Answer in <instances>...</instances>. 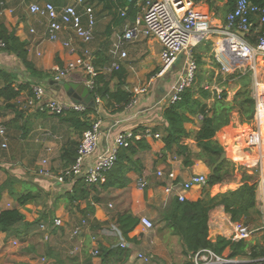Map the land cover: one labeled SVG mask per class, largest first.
I'll list each match as a JSON object with an SVG mask.
<instances>
[{
    "label": "crops",
    "instance_id": "1",
    "mask_svg": "<svg viewBox=\"0 0 264 264\" xmlns=\"http://www.w3.org/2000/svg\"><path fill=\"white\" fill-rule=\"evenodd\" d=\"M6 2L7 7H11L15 10L14 14L5 12L4 15H0V21L3 22L10 31H15L16 36L26 44L28 50V60L33 65L32 73L27 72L21 61L14 55L2 51L0 52V70L16 71L20 73L19 79L16 81V88L19 84H26L27 82H36L35 73L45 74L48 73L50 77L44 80L45 86H47V92H45L44 101L52 99L59 100L65 104L74 103L66 93L61 90L57 92V85L52 86L51 82L55 81V75L53 76L54 69L57 66H64L69 61L73 60V56L68 49L64 48L61 41L71 39L70 34L64 33L59 42H50L46 39L44 32L45 27L40 24L37 30V34H31L30 24L27 25L24 14H29L27 7L22 5L19 0H0ZM32 2H51L57 6H64L69 3V0H31ZM125 1V0H124ZM132 3V0H129ZM95 11L97 19L96 34L99 33V50L96 52V60H99V70L104 71L106 67H111L113 62L120 65V71L124 72L123 89L131 92L135 95L136 90L145 87L148 83V79L152 73L159 71L161 68L160 54L162 51L161 45L154 39L145 37L142 33L132 41L124 40V36L134 27L136 20L143 17V0H135V7L141 13L137 16L136 20H132V17L126 14L129 8L125 11L118 10L121 18L115 19L114 12L116 6H119V0H86ZM201 2L203 3V7ZM213 3L215 7L224 5L227 0H196L199 11L204 14H208L212 24L217 27L226 26V24L215 17L213 11L211 12L207 3ZM30 15V14H29ZM31 16V15H30ZM35 18V17H34ZM37 20V19H36ZM254 28L248 34L245 39L251 44H255L264 31V26L258 22L256 17L252 18ZM227 22V19H226ZM120 29V30H119ZM109 38L107 43H111L113 47V54L111 51H106L103 48L105 42L101 37ZM217 36L210 37L199 45L198 52L205 54L206 45L211 43V51L208 54L214 56L216 60L217 52ZM126 42V43H124ZM75 44H78V40H74ZM94 42L90 45L93 50ZM80 45V44H78ZM81 47H84L80 45ZM79 46V47H80ZM94 51V50H93ZM125 52L127 57L125 59L120 58V54ZM154 59V60H153ZM206 64V70H210L213 66L209 58L203 59ZM217 61V60H216ZM218 63V61H217ZM220 65V64H219ZM221 66V65H220ZM176 67V66H175ZM174 67V68H175ZM34 72V75H33ZM53 73V74H52ZM221 76H228L230 74H224L222 70L217 71ZM105 76L112 73H103ZM110 80L111 75H107ZM169 78L167 75L164 79ZM85 76L76 72L73 76L66 78V82H72L76 84H84ZM178 78L176 79V81ZM118 77H113L110 80L111 90H114L121 82ZM176 81L170 86L167 82L164 85L155 86L148 94L138 96V104L134 109H127L125 107L123 112H114L113 108H105L103 103L102 110L98 113H90L88 120L91 122L96 121L94 117L99 115L101 119V139H100V152H106L114 146L116 137L124 131H136V134L140 135L150 145V150L140 151L135 157L139 159L143 165L142 175L130 171L128 178L129 184L124 189H110L104 191L102 184L99 186V198L101 202L96 204L94 216L85 217L82 210L87 208V204L91 202V199L78 201L75 206H69L66 201L67 192H71L75 184V180H67L64 184L55 182L50 178H44L37 173L40 163L47 159L49 160L50 168L54 174L62 172L64 169L70 167L66 166V162L61 159L64 148L71 141L80 142L82 135L72 127V124L63 120L69 115V112L63 116H54L51 114L39 113L36 109L30 107L27 103V99L30 97L26 91H24L19 98L13 100L11 108L5 106V102L0 99V126H5L8 132V148L3 149L0 146V155L5 156V160H0V188L5 187L0 192V213L4 210L19 209L26 218V222L30 224L29 230L36 227L41 222L50 224L52 231V240L46 246L44 244H38L37 246H43L38 252H32L31 248H28L26 242L32 240V234L27 232L21 233L20 237L12 236L7 233L0 232V264H43L42 258L46 257L50 260L51 264H88V260H92V264H102L103 257L101 255L102 248L117 247L120 244V237L118 236L116 229L117 225L112 219V215L122 214L130 212L137 218L143 216L153 220L157 216H162L161 223H163L162 229L166 227V223L163 221V213L166 212L170 205L178 200L174 195L168 194L165 189L171 183L167 178H159L158 172L163 171L165 174L174 172L177 177L178 184H182L192 178L194 175H205L209 177L211 169L202 161L194 160L192 166H186L183 163L182 158L176 157L177 147L172 152L163 154L165 150V143L163 136L165 135L166 122L162 118L163 107L168 105L166 95ZM4 86V82L0 79V88ZM36 85L32 86V90ZM34 87V88H33ZM38 87V86H36ZM44 87V86H43ZM218 90L214 91L220 94L221 87L215 85ZM242 87V86H241ZM241 87L227 97L228 101H232L236 93ZM45 88V87H44ZM45 88V90H46ZM57 92V93H56ZM213 92V91H212ZM236 117L242 125V129H250L254 127V118L250 123H241L239 112L235 111L232 116V120ZM239 124V126H240ZM233 121L230 126L221 129H226L231 134L235 131ZM188 131L198 130L200 122L198 119H194L193 122L186 124ZM154 129H158L157 133H153ZM232 131H230V130ZM150 131L152 136L146 137V131ZM242 131V130H241ZM220 132V131H219ZM159 134L160 139H155V135ZM219 134V133H217ZM221 145L222 140L216 136L215 138ZM228 139V137H225ZM182 143L188 145L192 154L199 153L196 142L192 139H183ZM223 146V145H222ZM8 151V152H7ZM10 179H13L11 187H9ZM144 179L147 182L145 190L138 188V181ZM104 184V183H103ZM223 183L214 186L211 189L213 196L225 193L229 190L224 189ZM204 188L201 186H195L189 192L185 194L186 200L189 202H197L202 199L204 194ZM14 191L13 195L11 191ZM21 194H33L38 195V198L27 204L24 207L18 205L16 197ZM230 216L225 212L223 206H219L211 211L209 218V228L211 237L217 238V236H224L231 238V226L230 222H227ZM55 219H61L64 221L65 226L62 228L53 229V222ZM83 219L97 220V224H100V229L96 232L90 229L87 230L80 238H72L71 232L75 227L80 225ZM38 224V226H39ZM22 230V229H21ZM37 232H41L38 230ZM42 233V232H41ZM99 233V240L95 243L92 241V235L96 236ZM44 236V233H42ZM164 234L170 243L171 247H168L170 251H183L182 245H179L177 237L169 236V232L165 229ZM130 238L134 241L128 243L130 250V257L126 264H149L151 257L149 254H159V246L162 243V238L156 235L155 231L145 232L141 225H138L135 231L130 235ZM70 238L77 240V243L70 244ZM161 240H160V239ZM259 234L251 235L248 241L260 240ZM42 239V238H41ZM172 240L174 244H172ZM20 241L24 246V251L21 255L17 254V251H10L12 248H16L15 242ZM48 243V242H47ZM30 244V243H29ZM80 245V246H79ZM21 246V245H20ZM76 247H80L78 252H75ZM88 249V252H87ZM98 249L100 251L99 258H93L91 251ZM40 253L41 258L34 261ZM143 254L150 259L149 263H145L139 259V255ZM239 261H250L248 259H236Z\"/></svg>",
    "mask_w": 264,
    "mask_h": 264
},
{
    "label": "built area",
    "instance_id": "2",
    "mask_svg": "<svg viewBox=\"0 0 264 264\" xmlns=\"http://www.w3.org/2000/svg\"><path fill=\"white\" fill-rule=\"evenodd\" d=\"M19 2L27 7L28 13L35 17L42 27H45L44 35L48 41L59 42L64 33L70 34L71 39L61 42L63 47L68 49L75 58L64 66H57L54 69L56 81L65 80L71 74L81 72L86 78L84 84L92 95L96 79L100 74L120 70V65L116 62H113L111 67H106L104 71H100L99 67L95 66L97 58L92 53L90 45L95 39L97 19L94 9L87 4L86 0H69V3L64 6H57L51 2H32L31 0H19ZM143 2V17L136 20L134 27L125 34L124 40L132 41L139 33L156 40L162 47L160 54L161 68L157 74L148 80L145 87L136 90L134 97L126 108L134 109L139 102L137 97L148 94L153 90L155 83L166 77L183 58L178 80L166 95V100L171 104L181 100L185 90L194 84L199 70L194 50L210 37H222L217 41L216 47V60L221 65L222 72L233 74L237 71H246L249 67L253 74L252 95L256 103L254 127L244 130L241 136L234 137V141H239L238 146L242 143L240 146L242 154L247 151L249 153L253 152L256 164L258 163L261 166L258 190L264 198V61L257 60L258 57L264 58V32L259 36L256 45H251L241 36V33L246 35L254 28L253 17H256L261 25H264V6L255 5L249 0H239L233 11L227 16L226 26L217 27L212 24L208 14L199 11L196 0H143ZM5 12L14 14L15 10L7 7L6 2L0 1V15H4ZM37 33L35 28L31 29V34ZM75 39L78 40V44L84 47L75 44ZM4 48L5 43L0 41V52ZM126 57L125 52L120 54L121 59ZM205 89L209 91L218 90L215 85L209 84ZM44 97L45 91L43 88L35 87L33 95L27 100V103L42 114L63 116L67 111H75L87 115V117L90 115L88 110L91 108L85 104L72 103L67 105L56 99L45 102ZM93 98L99 114L103 103L99 97L95 98L93 96ZM101 125L102 121L98 119L92 122L91 129L83 133L77 150V159L72 166L55 175L50 168L49 160L45 159L39 165L37 171L39 176L50 178L60 184H64L67 180L79 178H83L89 186H98L105 183L106 174L116 164L119 150L128 148L130 144L136 140H141L142 137L134 134L133 131H124L116 137L114 146L111 149L100 152ZM145 135L146 137L152 136L148 130ZM228 136L233 135L229 134ZM154 137L155 139L161 138L159 134ZM229 143L227 142L225 145ZM0 146L3 149L8 148V132L5 126H0ZM236 146L234 145L235 148ZM158 177L167 178L171 181L165 191L176 196L180 202L186 200L185 194L195 186L206 187L209 179L205 175H194L188 181L178 184L174 172L165 174L162 170L158 172ZM146 187L147 182L144 179L138 181L140 190H145ZM227 222H230L232 230L230 239L233 241H248L250 239L252 232L244 223H235L231 218ZM139 225L145 232H152L155 229L153 221L146 216L140 218ZM64 226V221L61 219H55L53 222V229ZM38 227L44 233V240L50 242L52 240L50 224L41 222ZM89 229L90 225L86 219H83L80 225L71 232V237L74 239L80 238ZM116 232L121 240L120 247L128 248L129 245L119 229H116ZM91 239L93 243L97 241V237L94 235ZM14 245L17 246L18 242H15ZM79 250L80 247H76L75 252ZM91 255L93 258H99L100 251L93 249ZM139 259L145 263L150 262V259L143 254L139 255ZM42 263L51 264L46 257L42 258ZM194 264H264V259L260 261H239L231 259L225 254L217 255L211 250H202L195 255Z\"/></svg>",
    "mask_w": 264,
    "mask_h": 264
},
{
    "label": "trees",
    "instance_id": "3",
    "mask_svg": "<svg viewBox=\"0 0 264 264\" xmlns=\"http://www.w3.org/2000/svg\"><path fill=\"white\" fill-rule=\"evenodd\" d=\"M119 6H116L114 12L115 19L121 18L118 10L126 11V14L132 17V20H136L137 16L141 13L135 7V3L132 0H119ZM239 0H227V2L219 7H215L213 3L206 2L210 11L214 13L215 17L222 20L227 24L226 19L229 13H231ZM255 5L264 6V0H249ZM264 26V25H263ZM264 29V28H263ZM264 32V31H263ZM262 32V33H263ZM260 33V34H262ZM0 41L5 43L4 52L9 55L16 56L26 68L27 72H31L34 69L32 63L28 60V50L26 44L22 42L17 36L15 31H10L7 26L0 21ZM258 42V40H257ZM257 42L253 45H256ZM206 43V41H205ZM205 49V54H201L197 49L194 50V55L198 66L201 68V72L196 75L194 84L185 90L181 96V100L174 104L169 103L163 107L162 118L166 122L164 128L165 135L163 141L165 143V150L163 152L166 155L168 152H172L177 147L176 157L182 158L183 163L186 166H192L194 160L204 162L211 170L215 164L219 161L222 154L226 153L224 147L215 139L217 133L229 126L232 122V116L235 111L239 112L241 123H250L254 118L255 113V99L252 95L250 86H244L245 76L239 78V84L242 85L241 89L236 93L232 101H228V91L221 90L220 94L205 89V85L212 83H221L223 76L217 73V70L221 69V66L215 60L214 56L208 57L211 51V43H208ZM204 58H209L213 64L211 70L203 68L205 65ZM95 66L99 67V60L95 61ZM181 69L174 68L172 74V82L177 79ZM217 73V75H216ZM124 72L121 70L115 71L111 75L110 80L113 77H118L120 84L111 90L110 80L105 74H100L95 82V87L92 95L96 98L99 97L105 104V108H113L114 112H123L125 107L130 103L134 94L123 89ZM178 75V76H177ZM208 75V79L206 76ZM235 75L229 76L234 78ZM20 73L16 71L0 70V79L4 82V86L0 88V99L5 102L7 108H11L13 105L11 102L20 97V95L26 91L31 97L33 90L29 82L19 84L16 88V81L19 79ZM107 77V78H106ZM170 83V82H169ZM228 83H222L220 87L227 85ZM29 97V98H30ZM28 98V99H29ZM27 99V100H28ZM97 108L89 109L88 113H97ZM69 112V111H67ZM66 112V113H67ZM194 119H198L200 127L198 130L188 131L186 124L191 123ZM64 121L72 124V127L79 133H83L92 128V122L87 119V115H82L75 111L69 112ZM158 129H154L153 133H157ZM136 134V131H133ZM183 139H192L196 142L199 153L192 154L188 145L182 143ZM79 143L77 141H71L62 153L61 159L66 162V166H72L77 159V150ZM151 147L145 139L136 140L128 148H122L118 152L116 164L112 170L106 174V182L102 184L104 191L110 189H124L129 184L128 173L135 171L142 175L144 169L141 161L135 157L140 151L150 150ZM241 149L234 148V151L241 156ZM237 172L235 164L229 162L227 159L215 170V173L209 175L208 185L204 188V194L201 200L197 202L184 201L180 202L176 200L170 205V208L164 212L163 221L166 223L164 229L159 228L158 234L166 243L168 239L164 234L165 229L169 232V236L177 237L179 245H182L185 255V261L182 264H194L195 255L202 250H211L217 255H227L231 259H248L250 261H260L264 259V236L254 241H233L230 238L224 236H217L213 241L210 240V228L209 218L212 210L219 206H223L225 212L231 217L233 222H244L246 226L254 225L257 222L259 210L257 206V185L251 184V177L248 174L243 173V184L237 190H229L225 193H220L215 196L211 194V189L226 181L227 176H234ZM80 178L76 179L75 184L71 192H67L66 201L69 206H75L78 201H86L91 199V202L87 204V208L82 210L85 217L94 216L95 206L101 202L99 198V186H89L88 184L81 183ZM13 179H10V185ZM5 187L0 188V192ZM14 191H11L13 195ZM19 206L24 207L29 203L34 202L38 195L33 194H21L15 196ZM111 221H114L117 228L122 233L123 238L127 243H132L134 240L130 238V234L135 231L140 223V219L131 214L125 212L111 216ZM91 229L98 231L100 224H97V220L87 219ZM39 223V222H38ZM30 224L26 222L25 215L17 208L4 210L0 213V232L7 233L12 236L20 235L21 233L29 230ZM22 229V230H21ZM40 244L47 243L44 240V236L41 232ZM42 238V239H41ZM168 247H171L170 243H167ZM101 255L103 257L102 264H126L130 257V250L128 248H121L120 245L111 248H102ZM176 251H171V253ZM190 258L188 260L187 258Z\"/></svg>",
    "mask_w": 264,
    "mask_h": 264
},
{
    "label": "rangeland",
    "instance_id": "4",
    "mask_svg": "<svg viewBox=\"0 0 264 264\" xmlns=\"http://www.w3.org/2000/svg\"><path fill=\"white\" fill-rule=\"evenodd\" d=\"M40 1H45V0H40ZM201 4L203 6L202 2H201ZM203 7H205V6H203ZM23 17H24V19H26L27 25L30 24L31 27H34V28H38L39 27L40 24H39L38 20H36V18H34L33 16H30L29 14L26 13V14H24ZM217 38L218 39H222V37H217ZM217 38H216V40H217ZM101 39H103V41L105 42L103 48H106L107 52L111 51L112 54H113V47H111V43H109V44L107 43V41H109V38L103 36V37H101ZM124 43H126V42H124ZM93 45H94L93 46V50L94 51L91 48L90 49H91L92 53L95 55L96 52L99 50V33L98 34L95 33V39H94V44ZM257 60L258 61L259 60L264 61V58L263 57H258ZM182 61H183V58L181 59V62H178V64L176 65V68H179V69L182 68V64H183ZM203 68L207 69L206 68V64L203 66ZM173 70H174V68L171 69V71L167 74V75H169V78L164 79L165 78L164 77L163 79H159L155 83V86L164 85L167 82L168 83L170 82L169 85L171 86L176 81V78H175V80L172 82V78L170 76L172 74ZM157 72L152 73L150 78L153 77L155 74H157ZM200 72H201V68L199 67V70H198L197 74L200 73ZM73 74H71V76H73ZM33 75H34V72H33ZM35 75H37V76H35V79L37 81L36 82H29L31 87L36 85L38 87L43 88V90L45 92H47V88H46L47 86L44 85L45 84L44 80L46 78L50 77V75L48 73H45V74H37V73H35ZM54 75H55V73L53 74V76ZM216 75H217V73H216ZM231 75H235L234 78L230 79L229 76H231ZM252 75H253L252 71L248 67V69L246 71H237V72H235L233 74H230L228 76H223L222 75L223 76V81L221 83H212V85H217L218 87H220V85L222 83L226 82L228 84L223 86L220 89L227 90L228 91V95H229V92H231V94H233V92H236L242 86V85L239 84V80H240L239 78L245 76L243 85L244 86H250V89L252 90V88H253V76ZM205 76H206V79H208L209 76L208 75H205ZM207 85L208 84H206L205 87ZM43 86L46 88V90H45V88ZM102 103H103V101H102ZM67 105H70V104H67ZM69 112H71V111H69ZM94 118H95V120H98L99 119V115L97 114V116L94 117ZM232 121H233V126L232 127H234L235 131L232 132L230 129L229 130L233 134H231L228 130L226 131V129H224L223 131L220 130V132H218L219 134L216 135L222 140V145L225 146L224 147L225 151L228 154L227 160L229 162L235 164V167L237 168V172H236V174L234 176H227L226 177V181L223 182V185H225L224 189L225 190H237L243 184V180H242L243 173L248 174L251 177V179H250V183L251 184H256L258 186L260 172H261V166L258 163L256 164V158H255L253 152L249 153V151H247L245 154H241V156H240L239 154H237L234 151V148H235L234 145H237L236 148H240V146L242 145V143H241V145L238 146L239 141H234L235 140L234 137L241 136L242 132L244 130L241 128L243 124L239 123L237 117H236L235 120H232ZM239 124H240V126H239ZM229 134L233 135V136H228ZM225 137H228L227 141L225 140ZM241 139H243V138H241ZM231 141H233V142H231ZM227 142H230V143L228 145H225V144H227ZM5 158H6L5 156H1L0 155V160L1 161L5 160ZM80 182L84 183L85 181H84L83 178H81ZM257 206H258V210H259V213H260L258 216H255L257 218V222L254 225H251L250 227L249 226H246V227L249 228V230L252 232L253 235L259 234L260 237H263L264 236V198L260 195L258 187H257ZM161 219H162V216H157V217H155V219L152 220L153 223H154V226H155L154 231L156 232L157 236H158V229L163 227V223H161ZM38 224L36 225V227H34L33 229L28 231V233L32 234V237H31L32 240H30L29 242L27 241L26 244L29 245L28 248L30 247L32 252H38L40 248L45 246V245L37 246L36 243H35V242H37L38 244H40V235L38 234L39 232H37ZM98 234L99 233H97L96 237L99 240L100 238H99ZM212 235H214V233L210 234V237ZM22 242H24V241H20L19 242L21 246L20 245L19 246H15L16 248H12V250L10 252L12 254H15L13 251H17V254L21 255L23 253V251L25 250L24 249L25 245ZM161 242L164 243L163 240ZM75 243H77V240H72L70 238V244H75ZM120 243H121V240H120ZM48 244H49V242L46 243V246ZM172 244H174L173 240H172ZM87 252H88V249H87ZM158 252H159V254H156V255L148 253V255L151 257V262L149 264H182V262L185 261V258H186L184 253H182V251H180V250L176 251V253H174V252L171 253L170 249L168 247H166V244H165V246L160 244ZM37 256L38 257L36 259H33L34 261H36L37 259L41 258L40 253H38ZM187 259L190 260L189 257ZM87 263L88 264H92V260L89 259Z\"/></svg>",
    "mask_w": 264,
    "mask_h": 264
},
{
    "label": "water",
    "instance_id": "5",
    "mask_svg": "<svg viewBox=\"0 0 264 264\" xmlns=\"http://www.w3.org/2000/svg\"><path fill=\"white\" fill-rule=\"evenodd\" d=\"M241 36L245 38V34L241 33ZM51 85H57V92L63 90L66 95L72 99V101L76 104H85L89 108L95 109L96 103L94 101L93 96L91 95L88 88L85 84H76L72 82H66L65 80L61 81H52ZM56 92V93H57ZM227 159V154L224 153L220 157L219 161L215 164V166L211 170V174L215 173V170ZM210 240H215V237H210Z\"/></svg>",
    "mask_w": 264,
    "mask_h": 264
}]
</instances>
